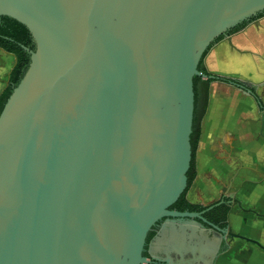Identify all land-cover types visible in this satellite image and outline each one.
Returning a JSON list of instances; mask_svg holds the SVG:
<instances>
[{
	"label": "water",
	"instance_id": "water-1",
	"mask_svg": "<svg viewBox=\"0 0 264 264\" xmlns=\"http://www.w3.org/2000/svg\"><path fill=\"white\" fill-rule=\"evenodd\" d=\"M262 10L264 0H0V17L35 43L0 114V264H192L145 256L149 232L171 218L264 249L204 216L224 198L170 208L188 184L200 62Z\"/></svg>",
	"mask_w": 264,
	"mask_h": 264
},
{
	"label": "crops",
	"instance_id": "crops-1",
	"mask_svg": "<svg viewBox=\"0 0 264 264\" xmlns=\"http://www.w3.org/2000/svg\"><path fill=\"white\" fill-rule=\"evenodd\" d=\"M237 38L233 41L240 46L247 42L240 36L243 43H238ZM220 47L224 54H215ZM230 47L223 41L211 49L205 59L207 68L258 86L264 72L257 74L250 56L243 58ZM15 63V56L0 48V94L9 83ZM259 112L264 121V110L249 92L222 81L210 84L197 148V175L187 197L200 204L213 203L222 195L238 199L241 207L236 202L231 204L229 227L264 245V157L256 162L252 153L253 144L264 145V123L259 126ZM222 239L197 220L171 218L165 221L149 252L160 260L191 259L192 264H211V255ZM227 245L215 264H264V249L258 245L240 238H229Z\"/></svg>",
	"mask_w": 264,
	"mask_h": 264
},
{
	"label": "trees",
	"instance_id": "trees-1",
	"mask_svg": "<svg viewBox=\"0 0 264 264\" xmlns=\"http://www.w3.org/2000/svg\"><path fill=\"white\" fill-rule=\"evenodd\" d=\"M242 26L236 28L240 29ZM222 38V35L219 36L215 42L219 41ZM214 42V43H215ZM213 43V44H214ZM212 44V45H213ZM209 47V49L212 47ZM35 49V43L33 41L32 35L28 28L18 22L17 20L10 18L8 16L0 17V48L4 51L11 53L16 58V63L12 68L9 74V83L6 88L0 94V114L4 109L5 104L7 103L9 97L14 91L15 87L19 84L23 76L25 75L29 65H30V52L25 48ZM206 51L205 55L209 51ZM199 71L206 75L207 78H204L202 75H197L194 78V89H195V112H194V123H193V132L191 134V145H192V159L191 165L187 172L188 184L185 191L181 194L179 199L170 207L171 209H176L179 211H202L206 207L192 203L187 198V192L190 186L193 184V181L197 175V165H196V152L201 137V123L205 115L208 101H209V88L210 84L213 81H222L226 83H231L239 87H243L241 82L231 78L220 76L217 74L209 73L204 65V58L201 60L199 65ZM244 88V87H243ZM253 94L258 102V105L261 110H264V102L261 98L255 93L253 89ZM231 210V206L225 202L213 207L211 210L206 211L204 216L212 223H215L221 228H227L229 226L228 216ZM156 235V226L152 228L149 232L147 238V245ZM145 256L150 258L147 250H145ZM147 264H164L163 262H151Z\"/></svg>",
	"mask_w": 264,
	"mask_h": 264
},
{
	"label": "flooded vegetation",
	"instance_id": "flooded-vegetation-1",
	"mask_svg": "<svg viewBox=\"0 0 264 264\" xmlns=\"http://www.w3.org/2000/svg\"><path fill=\"white\" fill-rule=\"evenodd\" d=\"M263 21H264V10H262V11H259L255 16H253L252 18H250L249 20H246V21H243V22H241V23H239L238 25H236L235 27H233V28H231V29H229V30H227L223 35H222V38L219 40V41H217V42H215L212 46H214V45H217V44H219V43H221V42H223V41H227L228 43H230V46L232 47V49H233V51L234 52H236V54L237 55H239V56H243V58H245V56H250V59H252V63H251V65L252 66H254V69H255V72L257 73V74H259V73H261V72H264V68L262 67V66H259V64H258V62H257V58H259V57H261L263 60H264V54H263V52H262V50H263V46H264V43H263V46H261L260 44H258L255 40H254V38H252L250 35V33L248 32V30H249V28H251V27H254V29H255V31L259 34V36H263L264 37V23H263ZM239 26H242L240 29H238V30H236V28L237 27H239ZM238 35H240L242 38H245L246 40H247V44L246 43H244L242 46H244V47H242V46H240L239 44H237V43H235L234 41H233V39L234 38H236V37H239L240 38V36H238ZM229 36H233L232 37V40H231V42H229L228 40H227V38L229 37ZM230 47V48H231ZM210 49H212V47L210 48ZM210 49H209V51L207 52V54L205 55V57H204V65H205V67H206V69L209 71V69L207 68V66H206V63H205V59H206V57H207V55H208V53L210 52ZM245 52H247V53H245ZM221 53V52H220ZM251 53V54H250ZM247 54V55H246ZM260 55V56H259ZM254 61V62H253ZM241 65H243V64H241ZM211 71H209V73H210ZM212 73V72H211ZM218 74V73H217ZM219 75V74H218ZM220 76H224V75H220ZM225 77H227V76H225ZM204 78H207V77H204ZM232 78V77H231ZM261 78H263V80H264V75H261ZM234 79H236V80H238L239 82H241V84L243 85V87H239V86H237V85H235V86H237V87H239V88H241V89H243L244 91H249V90H251V92H250V94L254 97V94H253V89L255 90V93L259 96V94H258V92H257V88H256V85L255 84H253V83H250V82H248V81H243V80H241V79H239V78H234ZM255 98V97H254ZM196 156H197V152H196ZM196 165H197V160H196ZM194 182V181H193ZM192 186V185H191ZM191 186H190V188H191ZM189 188V189H190ZM189 191V190H188ZM188 193V192H187ZM188 198V197H187ZM224 198V200H225V203L226 204H229L230 206H231V203H228L227 201L228 200H232V198H230L229 196H221L220 197V199H218L217 201H215V202H213V203H210V204H200V203H196V204H200V205H202V206H204V207H208V206H210V205H212V204H215V203H217V202H219L220 200H222ZM189 200V199H188ZM190 201V200H189ZM191 202V201H190ZM193 203V202H192ZM173 210H176V209H173ZM203 211V210H202ZM177 219H179V218H177ZM167 219H164V220H161V221H159L155 226H156V235L154 236V238L150 241V243H148V245H146V250H147V252H148V254L150 255V252H149V248H150V246H151V243L153 242V240L155 239V237L158 235V233H159V231H160V229L162 228V226H163V223L166 221ZM207 229H210V230H212L213 232H216V233H218V234H220L222 237H223V239H222V241H221V243L218 245V247H217V249L214 251V254H212L211 256H212V264H215L216 262H217V259H218V257H219V255L223 252V251H225V250H227V248H228V245H227V241H228V239L230 238H228L227 239V236H224V235H222L220 232H218V231H216V230H214V229H211L210 228V226L209 225H207V224H203ZM229 227V226H228ZM227 227V228H228ZM230 228V227H229ZM231 239H234V238H231ZM244 240V239H243ZM255 244V243H254ZM213 252V251H212ZM150 258H151V255H150ZM158 262H161V261H158Z\"/></svg>",
	"mask_w": 264,
	"mask_h": 264
},
{
	"label": "rangeland",
	"instance_id": "rangeland-1",
	"mask_svg": "<svg viewBox=\"0 0 264 264\" xmlns=\"http://www.w3.org/2000/svg\"><path fill=\"white\" fill-rule=\"evenodd\" d=\"M264 23V21H263ZM254 30V31H253ZM248 32L252 35V37L254 38V40L260 44L261 46H263L264 43V37L263 36H259V34L255 31L254 27L249 28ZM255 33V34H254ZM218 45V44H217ZM264 47V46H263ZM263 54H264V48L262 50ZM257 62L259 64V66H262L264 68V60L259 57L257 58ZM246 64V63H245ZM246 64L245 66L249 68V65ZM261 83L258 84V86H256L257 88V92L259 94V96H261V99L264 102V80L260 81ZM258 121H259V126L262 125V123H264L263 119H262V113L259 112L258 114ZM263 121V122H262ZM258 142V141H257ZM258 142L257 144H253L252 147V153L255 155L254 156V161L256 160V162H260L262 161L263 157H264V145H261ZM261 147V149H260ZM263 151V152H261ZM259 202V201H258ZM229 238V236L227 237V239Z\"/></svg>",
	"mask_w": 264,
	"mask_h": 264
},
{
	"label": "bare ground",
	"instance_id": "bare-ground-1",
	"mask_svg": "<svg viewBox=\"0 0 264 264\" xmlns=\"http://www.w3.org/2000/svg\"><path fill=\"white\" fill-rule=\"evenodd\" d=\"M253 31H254V30H253ZM254 34H255V33H254ZM236 41H237L238 43H243V39H242V38H237ZM220 52H222V53L224 52L223 47L217 48L215 54L220 53ZM223 54H224V53H223ZM236 61H238V60H236Z\"/></svg>",
	"mask_w": 264,
	"mask_h": 264
}]
</instances>
